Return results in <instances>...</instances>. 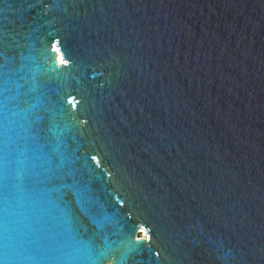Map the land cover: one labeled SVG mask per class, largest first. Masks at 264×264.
<instances>
[{
  "label": "water",
  "instance_id": "obj_1",
  "mask_svg": "<svg viewBox=\"0 0 264 264\" xmlns=\"http://www.w3.org/2000/svg\"><path fill=\"white\" fill-rule=\"evenodd\" d=\"M0 264H264V0H0Z\"/></svg>",
  "mask_w": 264,
  "mask_h": 264
},
{
  "label": "bare ground",
  "instance_id": "obj_2",
  "mask_svg": "<svg viewBox=\"0 0 264 264\" xmlns=\"http://www.w3.org/2000/svg\"><path fill=\"white\" fill-rule=\"evenodd\" d=\"M53 48H55V50L58 52V49L55 47V45H53ZM57 58L58 62L61 63L62 58L60 57L59 53H57Z\"/></svg>",
  "mask_w": 264,
  "mask_h": 264
},
{
  "label": "snow or ice",
  "instance_id": "obj_3",
  "mask_svg": "<svg viewBox=\"0 0 264 264\" xmlns=\"http://www.w3.org/2000/svg\"><path fill=\"white\" fill-rule=\"evenodd\" d=\"M61 62H62V63L64 62V61H63V59H62V61H61ZM93 159H95V157H93ZM141 230H143V229H141ZM149 239H150V237H149Z\"/></svg>",
  "mask_w": 264,
  "mask_h": 264
},
{
  "label": "built area",
  "instance_id": "obj_4",
  "mask_svg": "<svg viewBox=\"0 0 264 264\" xmlns=\"http://www.w3.org/2000/svg\"><path fill=\"white\" fill-rule=\"evenodd\" d=\"M140 235H141V234L138 232L137 237L140 236Z\"/></svg>",
  "mask_w": 264,
  "mask_h": 264
}]
</instances>
